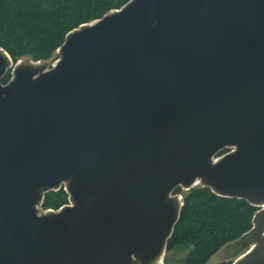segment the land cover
I'll list each match as a JSON object with an SVG mask.
<instances>
[{"label":"water","instance_id":"water-1","mask_svg":"<svg viewBox=\"0 0 264 264\" xmlns=\"http://www.w3.org/2000/svg\"><path fill=\"white\" fill-rule=\"evenodd\" d=\"M198 185L258 208L233 264H264V0H129L51 69L0 47V264H165Z\"/></svg>","mask_w":264,"mask_h":264},{"label":"trees","instance_id":"trees-1","mask_svg":"<svg viewBox=\"0 0 264 264\" xmlns=\"http://www.w3.org/2000/svg\"><path fill=\"white\" fill-rule=\"evenodd\" d=\"M129 0H0V47L16 62L28 57L46 61L63 44L65 36L82 24L121 8ZM11 70L2 79L7 83ZM223 150L220 155L228 153ZM183 206L167 250L192 246L184 264H207L221 248L232 244L253 226L258 208L243 199L218 196L201 185L184 191ZM68 203L63 188L45 195L43 208ZM217 264H232L224 261Z\"/></svg>","mask_w":264,"mask_h":264},{"label":"rangeland","instance_id":"rangeland-1","mask_svg":"<svg viewBox=\"0 0 264 264\" xmlns=\"http://www.w3.org/2000/svg\"><path fill=\"white\" fill-rule=\"evenodd\" d=\"M56 53H57V51L53 53L51 58H49L46 61H43L49 69H51L55 63ZM24 58H28V57H24ZM20 59H23V58H20ZM231 151H232V149H230L228 151V153ZM184 191H189V190H184ZM180 195L183 197L182 194H180ZM44 209H47V208H44ZM51 209H58V208H51ZM191 248H192V246L179 245V246H175V247L167 250V252L165 254V258H164L165 264H184L185 258L187 257V255L191 251ZM245 251H246V249H239V246L236 245V241H235L232 244H228V245L224 246L216 254H214L212 257H210L209 260L207 261V264H217V263H221L224 261H231V263L233 264V262L239 256H241Z\"/></svg>","mask_w":264,"mask_h":264}]
</instances>
